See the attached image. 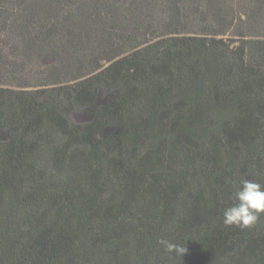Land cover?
<instances>
[{"label": "trees", "instance_id": "obj_1", "mask_svg": "<svg viewBox=\"0 0 264 264\" xmlns=\"http://www.w3.org/2000/svg\"><path fill=\"white\" fill-rule=\"evenodd\" d=\"M233 1L0 0V67L49 65L0 86V264H264V0Z\"/></svg>", "mask_w": 264, "mask_h": 264}, {"label": "rangeland", "instance_id": "obj_2", "mask_svg": "<svg viewBox=\"0 0 264 264\" xmlns=\"http://www.w3.org/2000/svg\"><path fill=\"white\" fill-rule=\"evenodd\" d=\"M237 2V0L233 1ZM232 5V3H231ZM235 7V6H234ZM238 8V6L236 7ZM243 19L246 18V15L243 14ZM237 21V20H236ZM132 35L134 37V43H138L144 41L138 47L146 46L151 44L152 42L157 41L160 37L150 39L149 34L144 30V28H131ZM190 34L188 32H185ZM95 37L94 34H90L86 36V48L87 51H91L95 45ZM138 47L130 48L127 54H133L136 52ZM48 68L47 59L45 57L39 58L33 67L19 72L18 70H6L0 67V86L11 87L14 90H35L38 88L46 87L48 84L46 81L48 80ZM91 76V75H90ZM100 92V100H112L114 96L118 94L117 89H113L112 91L108 90V86L106 83L102 82L99 87ZM90 108H84L78 105L71 113L70 120L75 123H87L91 120L92 113L89 114L87 111H90ZM92 112V111H91ZM6 136V132L3 129L0 131V137L4 138Z\"/></svg>", "mask_w": 264, "mask_h": 264}]
</instances>
